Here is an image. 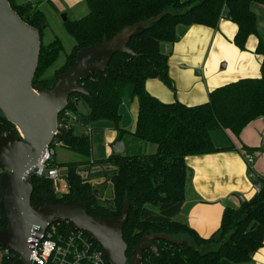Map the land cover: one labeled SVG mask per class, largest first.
<instances>
[{"label": "trees", "instance_id": "obj_1", "mask_svg": "<svg viewBox=\"0 0 264 264\" xmlns=\"http://www.w3.org/2000/svg\"><path fill=\"white\" fill-rule=\"evenodd\" d=\"M7 1L21 21L39 32L41 46L32 85L48 90L54 87L57 77L75 63L79 50L99 44L103 39L110 40L124 27L152 21L131 37L127 48L132 54H115L104 73L95 72L81 83L87 95L71 94L65 111L57 120L67 111L84 127L109 122L118 138L130 135L133 140L154 146L155 151L143 155H110L104 160H94L90 136L78 133L76 129L59 130L53 141L82 160L64 164L53 160L51 163V166L67 171V192L62 195L56 191L53 181L29 176L33 188L31 206L76 200L88 216L118 220L127 200L129 211L122 230L123 242L127 245L126 264L140 240L152 233L185 242L171 245L155 241L158 256L145 250L143 263L146 260L155 264L249 263L264 242V178L257 177L260 191L252 198L243 201L237 209L224 210L219 229L208 239L201 238L178 220V214L189 176L186 158L235 150L233 146L216 147L211 132L221 130L238 137L251 122L264 118V41L257 31V17L250 8L253 3L264 6V0H83L87 13L72 21L66 17L62 22L73 46L51 76L44 74L64 52L58 38L47 45L42 42L48 23L40 5L44 3L53 8L52 4L49 0L22 4L16 0ZM220 20H228L236 26L232 43L240 51H246L250 36L257 37L254 53L262 58L260 76L215 88L209 92L205 103L195 106L178 101L164 103L150 95L145 87L150 79H159L174 90L167 73L168 58L162 53L161 45L176 41V27L216 29ZM134 99L137 101L135 127L132 132H127L119 126L120 108ZM80 103L87 107L85 113L79 110ZM0 129L16 132L1 113ZM256 150L242 147L240 153ZM82 167L88 171L94 167L114 168L110 180L105 181V184H111L109 200L99 202L95 196L98 190L84 181L78 172ZM3 172L0 169V176ZM62 224L71 229L69 224ZM6 227L7 220L0 212V230ZM94 244L101 250L98 243ZM0 250L3 252L0 264H13L18 259L16 254L6 253L1 246Z\"/></svg>", "mask_w": 264, "mask_h": 264}, {"label": "water", "instance_id": "obj_2", "mask_svg": "<svg viewBox=\"0 0 264 264\" xmlns=\"http://www.w3.org/2000/svg\"><path fill=\"white\" fill-rule=\"evenodd\" d=\"M65 20L62 15V21ZM151 22L124 27L110 40L103 39L79 50L75 63L48 90L32 85L41 46L38 30L21 21L7 0H0V113L17 132L0 129V168L4 170L0 176V212L7 220V227L0 230V246L18 256L13 264H30L29 238L57 222L86 232L100 245L109 264H126L127 245L122 230L129 211L127 200L118 220L88 216L76 200L32 207L33 188L28 179L54 139L57 117L65 110L69 96H86L81 83L95 72L104 73L115 54H132L127 48L131 37ZM110 150L112 155L124 154L122 139L117 138ZM155 241L171 245L185 242L164 234L143 237L128 264H142L145 250L157 257Z\"/></svg>", "mask_w": 264, "mask_h": 264}, {"label": "crops", "instance_id": "obj_3", "mask_svg": "<svg viewBox=\"0 0 264 264\" xmlns=\"http://www.w3.org/2000/svg\"><path fill=\"white\" fill-rule=\"evenodd\" d=\"M16 1L22 4L33 0ZM49 1L53 8L44 3L40 6L54 17L64 14L77 20L76 17L86 12L83 0ZM250 8L257 17V31L264 41V6L253 3ZM175 33L174 43L161 45L162 53L168 58L167 73L174 90L159 79L147 80L145 84L147 92L161 102L178 101L186 106L200 105L207 101L209 92L215 88L239 79L260 76L262 58L254 53L257 37L248 38L246 51L238 50L232 43L236 34V26L232 22L220 20L216 29L179 25ZM120 114L122 120L124 118L120 121V128L132 132L137 115V101L134 99L125 102L120 108ZM220 131L211 132L213 144L216 147L233 146L235 150L190 156L185 160L189 176L178 220L204 239L217 232L226 208L237 209L243 201L254 195L248 166L240 154L242 147L255 148L256 152L261 150L263 154L258 156L257 164L254 161L252 169L256 175L264 174V118L251 122L238 137L229 132L218 133ZM115 137L118 138V135ZM121 139L124 153L136 142L127 134ZM143 146L145 147L144 144ZM256 152L251 153L253 158L257 155ZM2 256L3 252L0 250V262ZM247 264H264V242Z\"/></svg>", "mask_w": 264, "mask_h": 264}, {"label": "built area", "instance_id": "obj_4", "mask_svg": "<svg viewBox=\"0 0 264 264\" xmlns=\"http://www.w3.org/2000/svg\"><path fill=\"white\" fill-rule=\"evenodd\" d=\"M81 127L84 126L78 123L77 117L66 111L61 115L60 120H57L55 136L58 134L59 130L69 129H76L78 133L86 136L91 135V130L89 129L87 133L79 132ZM54 145L58 144L52 141V143L46 147L43 157L38 161L29 176L35 175L39 178L44 177L53 181L55 184L59 176V169L51 166L55 155ZM240 154L248 166V176L253 182V192L258 193L260 191V185L256 183L257 175L252 169L254 164L253 155L247 152H241ZM62 223L63 222L53 223L49 225L44 232H35L32 234V237L29 238L30 264H109L102 250H100L94 244L95 242L85 234L86 232L74 230L72 228L69 229ZM8 252L9 251L6 250V253ZM142 264L155 263L146 260L145 263L142 261Z\"/></svg>", "mask_w": 264, "mask_h": 264}, {"label": "rangeland", "instance_id": "obj_5", "mask_svg": "<svg viewBox=\"0 0 264 264\" xmlns=\"http://www.w3.org/2000/svg\"><path fill=\"white\" fill-rule=\"evenodd\" d=\"M84 15L87 13V10ZM46 14V19L48 23V29L45 30L42 42L44 45H47L50 43L53 39L58 38L64 47V52L60 55L59 60L51 67L49 68L44 75L51 76L53 75L54 71L58 69L64 60V55L68 54L73 46V40L67 35V33L64 31L62 27V15L59 16H52L49 14L48 11H44ZM64 15V14H63ZM84 15H81L80 17H76L77 19L83 17ZM69 20H73L72 17H67ZM79 110L82 113H85L87 111V107L83 105L82 103L79 104ZM123 114V113H122ZM124 120V118H123ZM122 118L120 121H123ZM122 124V123H121ZM91 130V154L92 158L94 160H104L108 158L111 154L109 146L113 144L116 141V134L117 131L114 129L113 125L109 122H99L96 124H92L90 126H87L86 128L81 127L79 129V132H85ZM220 131V130H218ZM218 133H221L218 132ZM142 142H135L130 145V147L125 151V155H143V154H150L155 151V147L151 145H145ZM54 152L55 155L53 157V160L57 164H64L68 162H78L81 161V157L68 151L62 144L54 145ZM260 148V147H259ZM256 152V151H255ZM257 155L254 157V161H256V164L258 163V156L262 155L263 153L259 149V151L256 152ZM99 168V169H98ZM66 170L64 168L59 169V176L55 181V185L57 186V192L59 195H62L67 192V182H66ZM79 174L83 178L84 181L89 182L90 184L94 185L95 190H98V200L100 203H103L105 200H109L112 196V190H111V184L107 182L105 184V181H109L112 173L114 172L113 167H94L92 171H88V169L82 167L80 170H78ZM258 174V173H257ZM260 174V173H259ZM259 178H264V174L257 175ZM104 183V184H103ZM153 235L152 234H146V236ZM145 236V237H146ZM215 247L217 246L214 244Z\"/></svg>", "mask_w": 264, "mask_h": 264}]
</instances>
